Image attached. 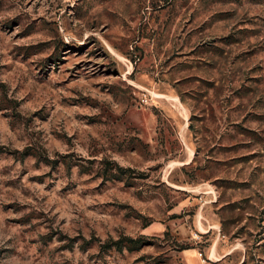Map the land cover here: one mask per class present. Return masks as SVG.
<instances>
[{
  "label": "rangeland",
  "instance_id": "1",
  "mask_svg": "<svg viewBox=\"0 0 264 264\" xmlns=\"http://www.w3.org/2000/svg\"><path fill=\"white\" fill-rule=\"evenodd\" d=\"M0 264H264V0H0Z\"/></svg>",
  "mask_w": 264,
  "mask_h": 264
}]
</instances>
